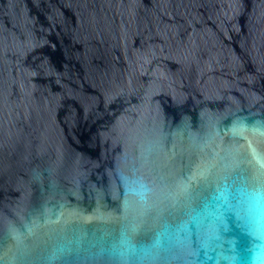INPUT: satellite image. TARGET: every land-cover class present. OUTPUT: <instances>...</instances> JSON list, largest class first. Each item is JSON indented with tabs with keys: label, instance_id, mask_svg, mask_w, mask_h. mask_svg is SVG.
<instances>
[{
	"label": "water",
	"instance_id": "obj_1",
	"mask_svg": "<svg viewBox=\"0 0 264 264\" xmlns=\"http://www.w3.org/2000/svg\"><path fill=\"white\" fill-rule=\"evenodd\" d=\"M0 264H264V0H0Z\"/></svg>",
	"mask_w": 264,
	"mask_h": 264
}]
</instances>
